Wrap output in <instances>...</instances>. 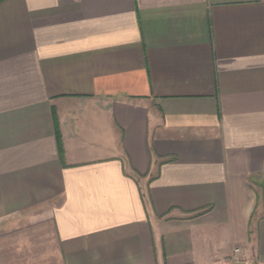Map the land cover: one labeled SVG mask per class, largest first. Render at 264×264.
Here are the masks:
<instances>
[{
	"label": "crops",
	"instance_id": "crops-1",
	"mask_svg": "<svg viewBox=\"0 0 264 264\" xmlns=\"http://www.w3.org/2000/svg\"><path fill=\"white\" fill-rule=\"evenodd\" d=\"M264 264V0H0V264Z\"/></svg>",
	"mask_w": 264,
	"mask_h": 264
},
{
	"label": "built area",
	"instance_id": "built-area-1",
	"mask_svg": "<svg viewBox=\"0 0 264 264\" xmlns=\"http://www.w3.org/2000/svg\"><path fill=\"white\" fill-rule=\"evenodd\" d=\"M228 264H256L253 260L245 255L241 247H235L228 258Z\"/></svg>",
	"mask_w": 264,
	"mask_h": 264
}]
</instances>
